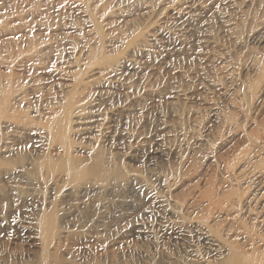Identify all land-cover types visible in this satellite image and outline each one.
Listing matches in <instances>:
<instances>
[{"label":"rangeland","instance_id":"374dc122","mask_svg":"<svg viewBox=\"0 0 264 264\" xmlns=\"http://www.w3.org/2000/svg\"><path fill=\"white\" fill-rule=\"evenodd\" d=\"M185 3L196 21L175 19ZM96 54L128 61L110 80L129 91L101 81L83 87ZM76 80V93L87 90L79 94L85 109L101 108L109 125L86 135L84 116L74 115L71 152L87 163L101 151L109 175L67 193L62 182L11 183L0 174V264H224L227 253L206 248L194 221L255 253L253 242L227 237L222 221L246 217L243 204L213 212L209 199L242 188L245 202L264 183V163L256 181L226 176L244 132L264 140V0H0V95L10 84L14 114L28 124L0 126L1 162L63 154L34 133ZM227 117L241 128L228 129ZM174 204L178 215L167 216ZM49 210L66 238L47 259L35 225ZM175 216L180 224L169 221Z\"/></svg>","mask_w":264,"mask_h":264},{"label":"bare ground","instance_id":"6f19581e","mask_svg":"<svg viewBox=\"0 0 264 264\" xmlns=\"http://www.w3.org/2000/svg\"><path fill=\"white\" fill-rule=\"evenodd\" d=\"M173 14L176 18H189L194 19L198 17L196 14L195 6L187 3L182 4L180 7L174 8ZM126 64L128 61L124 59ZM123 60H114L111 58H103L96 54L90 63V67L94 68L91 73V77L87 80L83 87H87L92 83L112 84L115 89L120 91H129L130 85L123 82L120 78H115V81H111L113 75H118L117 71L122 65H126ZM130 67H135L128 65ZM229 69H224L223 74H228ZM120 71H118L119 73ZM113 82V83H111ZM83 81H74L72 84H67L72 89L68 97L63 101L62 105L58 106L50 115V120L43 124V129L37 135L38 142L44 145L51 146L55 144L60 146V151L63 154L53 155L49 154L43 158L38 159L36 162L32 161L26 166L22 157L12 155L14 158L12 163H3L0 161V174L4 179H8L11 183L16 180H22L26 184L32 183L34 178L37 180H46L50 185H57L64 183V188L67 193L74 192L77 189H87L91 186L93 179L104 180L109 173L104 167L105 159L101 151L92 152L89 156L90 162L82 163L71 152L72 140L70 136L75 131L72 128V118L74 115L81 116V127L79 131L84 132L86 135L91 132L102 133L104 129L109 125L106 119L103 118L102 109L97 108L93 110L85 109V103L87 100L80 98L79 94H83L87 90H83L80 93H76L77 88ZM128 93V92H127ZM16 94L10 84L6 85L1 91L0 95V126L14 125L16 127H26L27 122H23L21 118L14 114L11 102ZM130 100L135 99V95L129 93ZM129 100V99H128ZM254 104L261 102V97L256 94L253 97ZM126 107L122 104L117 109L119 110ZM106 117V116H105ZM227 128L230 130H238L241 128L242 123H235L232 117L225 119ZM235 126L233 127V125ZM108 129V128H107ZM33 133V132H32ZM20 133L14 132V138H20ZM243 140H247L243 145L236 158H239L238 163L235 165L240 167L238 172L233 170L231 162L227 164L226 176H232L235 180H258L263 174L260 169V165L264 163V140L259 134L255 133H243ZM91 180V181H89ZM14 188H18L12 184ZM256 192L253 194V198L245 200L246 194L241 191L242 188L230 189L228 192L223 193L222 196H213L209 199V205L212 211H225L235 212L238 206L243 204V209L247 213L246 217L240 218L238 215H226L223 218V224L227 229L226 236H233L235 241L243 240L253 242L255 245V253L247 254L236 244L229 245L226 241L213 236L210 228L203 227L197 224L195 221L193 228L200 233L199 240L206 246V248L216 251L219 250L222 253H227L224 259V264H264V183H259L256 187ZM244 202V203H243ZM171 210L167 214L178 215L180 205L174 204L168 205ZM216 213V212H215ZM172 224H180L178 216L175 219L169 218ZM247 220L246 224L242 223ZM221 222V221H220ZM219 223V222H218ZM36 233L40 237L41 244L45 249V256L49 258L50 250H58L62 245V241L66 238L64 233H58L57 219L54 211L49 210L44 213L41 219L35 225ZM207 229V230H206ZM223 241V242H222Z\"/></svg>","mask_w":264,"mask_h":264}]
</instances>
